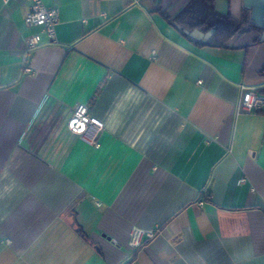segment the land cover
Returning a JSON list of instances; mask_svg holds the SVG:
<instances>
[{"label":"crops","instance_id":"1","mask_svg":"<svg viewBox=\"0 0 264 264\" xmlns=\"http://www.w3.org/2000/svg\"><path fill=\"white\" fill-rule=\"evenodd\" d=\"M187 1L43 0L55 41L25 73L39 28L0 0V264H264V108L238 110L241 84L264 94V40H189L162 14ZM245 1L214 6L239 21ZM77 103L96 146L65 129ZM133 225L161 233L131 249Z\"/></svg>","mask_w":264,"mask_h":264},{"label":"built area","instance_id":"2","mask_svg":"<svg viewBox=\"0 0 264 264\" xmlns=\"http://www.w3.org/2000/svg\"><path fill=\"white\" fill-rule=\"evenodd\" d=\"M28 11L24 15V22L28 26L38 27L37 32L23 36V72L31 73L32 68L26 64V55L32 50L55 41V29L59 21L58 9L54 6H47L43 0H26ZM43 36L46 37L44 41ZM154 53V51H152ZM242 93L238 102V110L242 112H254L264 108V94L257 92L251 87L241 84ZM65 129L71 135H75L93 145H98L97 134L104 129V122L92 115L87 103H77L71 110L65 121ZM240 182L245 181L242 176ZM208 196L207 192H204ZM205 197L198 199V205H203ZM161 233L159 226L143 228L136 225L131 226L128 234L127 244L131 249L140 246L143 238H150Z\"/></svg>","mask_w":264,"mask_h":264},{"label":"trees","instance_id":"3","mask_svg":"<svg viewBox=\"0 0 264 264\" xmlns=\"http://www.w3.org/2000/svg\"><path fill=\"white\" fill-rule=\"evenodd\" d=\"M162 14L173 25H179L178 29L189 40L202 45L227 46L226 41L235 33H244L250 30L245 26L246 21H249L250 26L260 27L250 20L247 13L243 14V18L238 21L229 12L217 11L214 0H188L173 17H170L166 12H162ZM193 28H197L203 33L209 29H213V32L206 41L195 40L188 35V32ZM184 29L188 32L185 33ZM262 29L264 30V28ZM263 40L264 38H258L255 41Z\"/></svg>","mask_w":264,"mask_h":264},{"label":"water","instance_id":"4","mask_svg":"<svg viewBox=\"0 0 264 264\" xmlns=\"http://www.w3.org/2000/svg\"><path fill=\"white\" fill-rule=\"evenodd\" d=\"M245 5L250 9V20L264 28V0H246ZM213 29L203 33L197 28L192 29L188 34L190 37L206 41L212 34ZM258 38H264V31L258 32L251 29L244 33H235L227 41V45L244 46L253 43Z\"/></svg>","mask_w":264,"mask_h":264},{"label":"flooded vegetation","instance_id":"5","mask_svg":"<svg viewBox=\"0 0 264 264\" xmlns=\"http://www.w3.org/2000/svg\"><path fill=\"white\" fill-rule=\"evenodd\" d=\"M247 24H248L247 27H249L250 30H251V29H254L253 26H250L251 24L249 23V21H247ZM254 30H256V29H254ZM256 31H258L259 33L262 32V31H260V30H256ZM263 31H264V30H263Z\"/></svg>","mask_w":264,"mask_h":264}]
</instances>
